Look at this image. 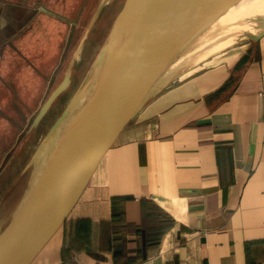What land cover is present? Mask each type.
Listing matches in <instances>:
<instances>
[{
    "label": "crops",
    "instance_id": "0c3cea01",
    "mask_svg": "<svg viewBox=\"0 0 264 264\" xmlns=\"http://www.w3.org/2000/svg\"><path fill=\"white\" fill-rule=\"evenodd\" d=\"M33 1L0 0V90L11 84L15 52L29 57L43 48L55 59L34 81L35 96L45 97L62 46L74 33L79 45L74 27L95 1L76 17L64 1H46L69 21L35 10ZM31 8L36 14L26 20ZM219 55L154 95L101 150L68 219L30 264H264V32ZM145 242L159 244L145 250Z\"/></svg>",
    "mask_w": 264,
    "mask_h": 264
},
{
    "label": "water",
    "instance_id": "95a60500",
    "mask_svg": "<svg viewBox=\"0 0 264 264\" xmlns=\"http://www.w3.org/2000/svg\"><path fill=\"white\" fill-rule=\"evenodd\" d=\"M17 1L22 5L30 1L34 4L33 0ZM238 1L126 0L96 59L100 70L75 130L67 140L60 139L62 143L37 187L0 234V264H30L75 204L97 155L105 146L115 144L133 117L134 109L149 92L155 75L175 54L177 39L203 29ZM35 5L37 11L70 20L39 0ZM93 22L79 45L88 38ZM72 74L71 70H66L40 107L29 130L41 123L68 89ZM71 108L74 106L67 107L56 119L39 143L35 156L72 115Z\"/></svg>",
    "mask_w": 264,
    "mask_h": 264
},
{
    "label": "rangeland",
    "instance_id": "374dc122",
    "mask_svg": "<svg viewBox=\"0 0 264 264\" xmlns=\"http://www.w3.org/2000/svg\"><path fill=\"white\" fill-rule=\"evenodd\" d=\"M46 1L48 2V0H40L41 3L44 2L45 4ZM62 1H64V5H66L64 7L65 11H68L70 16L74 14L75 16L73 17H76L78 9L84 7L86 4L90 5L92 0ZM94 1L91 12L85 11L87 16H84V19L79 18L78 20L81 22V25H76L77 27H74V31H79L78 41L80 43L87 27L93 20L94 24L90 29L88 38L82 45H78L76 43V33H74L73 36H70L68 45L62 46L60 58L58 56V61L62 60L61 65L59 66L58 74L53 80L45 97L35 96L38 93L37 89L39 84H36L34 81L35 79H42L45 72L48 73L53 68V65L48 64V61L52 60L53 62L55 59L51 58L52 55L49 56L50 58L48 57L46 59L45 50L43 48H34L31 54H29V57H22L19 55V52L21 51L15 52L16 54L13 57L15 64L12 63L10 70H8V74H10L8 79L9 82L11 81V84L16 91V97H11V84L5 86V89L0 90V167L3 169L0 173V234L21 210L26 200H28L29 195L32 194L34 187H37V184L43 175L40 173H42L43 169L46 170L48 168L49 161L54 157V149H52L47 161L43 162V164L38 155L35 156V151L50 127L67 107L74 106V108L71 109L72 115L75 114V111L77 110L75 106V98L84 85L89 71L94 66L119 13L125 5V0ZM102 6H106L103 13L100 12ZM1 7L2 4H0V13H2ZM54 10L63 13L60 11L58 5H56V9ZM6 11L9 12L8 9ZM100 13L105 15L102 18H98ZM35 14L36 12L31 8L28 15L26 14V20L31 16L34 17ZM263 16L264 4L260 5V7L258 6L257 9L254 8L242 15H231L228 18L213 19L194 35V32L192 34L188 33L189 36L192 35V37L191 40L188 39L186 43L184 42L185 44H182V41L180 42L183 35H179L180 37L175 44L177 48L176 51H174L176 53L174 55L176 56H171L170 60L166 62L167 64L161 68L162 70L160 69L155 75L149 91L153 90L154 95H157L160 91L167 90L170 85H174L188 76L193 75L199 69L216 63L221 59L219 53L222 51L235 45H245L249 43L256 37H243L236 44L232 45L222 44L221 41L224 40H220L218 37L223 39V37L236 36V34L241 31L238 30L239 26H249L251 23H255V28L262 26L258 30V34H260L264 31ZM241 28L245 29L246 27ZM78 54L81 61L79 65H74ZM4 61H6L5 58L1 62V70H4ZM24 68L27 69L25 72H23ZM67 69L73 72L71 85L59 96L41 123L32 130H29L40 107L56 86L59 78L64 76ZM30 81L32 82L31 84H29ZM89 96L90 92L89 95L85 96L84 100H87ZM152 97L149 100H151ZM139 112L140 111L134 113L129 121L134 119ZM31 114H33V119L30 126L29 123L27 124V127L29 126V128H16V125L20 126L21 123L24 122V116L30 117ZM13 121L16 122V125ZM64 123L59 129H57L56 133L51 137L47 144H50L54 139L60 141V139L64 137V129L66 128L63 126ZM4 160L6 163H4ZM33 185L34 187H32ZM86 228L84 230L85 233Z\"/></svg>",
    "mask_w": 264,
    "mask_h": 264
},
{
    "label": "bare ground",
    "instance_id": "6f19581e",
    "mask_svg": "<svg viewBox=\"0 0 264 264\" xmlns=\"http://www.w3.org/2000/svg\"><path fill=\"white\" fill-rule=\"evenodd\" d=\"M106 1V0H104ZM126 2V0H125ZM109 3V2H108ZM107 3V4H108ZM262 3V4H260ZM263 5L264 4V0H241L239 1L233 8H231L228 12H225V13H221L220 15H218L216 18L217 19H222V18H228L230 17L231 15L232 16H236V15H242L243 13H246L252 9H257V7L260 5ZM106 7V6H105ZM104 6H102L100 12L103 13V11H105V8ZM100 13L99 17L98 18H102L104 15H102ZM97 15V13H96ZM95 15V17H96ZM264 18V16L262 17ZM215 19V18H214ZM97 20V19H96ZM245 25V24H244ZM254 25V27H253ZM241 27H246L245 29H242ZM262 26L260 27H256L255 28V23H251L249 26H239L238 27V30H241L240 33L236 34V36H232V37H223L220 38L218 37L220 40H224V41H221V43L224 45H232V44H236L239 40H241L243 37H247V36H253V37H257L259 34H258V30L259 28H261ZM249 28V29H248ZM199 31V30H197ZM197 31H193V35L197 32ZM237 31V30H235ZM191 33V34H192ZM258 34V35H257ZM188 35V36H187ZM185 35L181 41L183 42L182 44H185L188 39L191 40V36H189V34ZM187 38V40H186ZM180 41V42H181ZM185 42V43H184ZM176 51V50H175ZM80 53V52H79ZM176 54V53H175ZM76 61L74 62V65H79L81 59H80V56L78 54V57L75 59ZM167 64V63H166ZM165 64V65H166ZM99 70H100V64L98 62V65H97V62L94 64V67H92V69L89 71L88 73V76H87V79L84 83V85L82 86L81 90L79 91V93L77 94V97L75 98V106L77 108V110L75 111V114L71 115L68 117V119L65 121L64 125L66 128L64 129V139L67 140V137H69L72 133L73 130H75L76 126H77V123L80 119V112H81V109L85 103V96L86 95H89V92L90 90L92 89L93 85H94V82L95 80L97 79V76H98V73H99ZM154 95V91L153 90H150L148 93H146L142 99L140 100L139 104L136 106V108L134 109L133 111V114L136 113L137 111H140L144 106L145 104L147 103V101ZM77 121V122H76ZM62 142L59 140L57 141L56 139L52 140L50 142V144H47L39 153H38V157L39 159L41 160L42 164L43 162H46L47 159H48V156L50 155V153L52 152V149H54V155L55 153L57 152L58 150V147L60 146ZM53 154V153H52ZM53 158V157H52ZM51 158V160H52ZM50 160V161H51ZM49 161V163H50ZM48 163V165H49ZM45 164V163H44ZM41 165V164H40ZM41 168V167H40ZM41 170V169H39ZM45 172V169H43L42 173L40 174H43ZM34 187V185L32 186ZM30 196V195H29ZM27 201V200H26ZM16 217V216H15Z\"/></svg>",
    "mask_w": 264,
    "mask_h": 264
},
{
    "label": "trees",
    "instance_id": "16d2710c",
    "mask_svg": "<svg viewBox=\"0 0 264 264\" xmlns=\"http://www.w3.org/2000/svg\"><path fill=\"white\" fill-rule=\"evenodd\" d=\"M47 7H49V8H51L50 6H48L47 4H45ZM51 9H53V8H51ZM54 10V9H53ZM56 11V10H55ZM1 112V111H0ZM33 113V112H32ZM35 115V114H34ZM24 122H22L21 123V125L20 126H17L16 125V122H14L15 123V125H16V128H18V129H27V128H29V126H30V123H31V121H32V119H33V114H31L30 115V117H25L24 116ZM24 123V124H23ZM29 123V126L27 127V124ZM17 124H20V123H17ZM25 124H26V126H25ZM25 127V128H24ZM24 131V130H23ZM21 134H22V132H21ZM4 163H6V161L4 160ZM5 165V164H4ZM1 166V165H0ZM3 169L0 167V173H1V171H2ZM84 190H85V187L82 189V191H81V193H80V195H79V197L77 198V200H76V202L78 201V199L81 197V195L83 194V192H84ZM76 202H75V204H76ZM68 217L69 216H67L66 218H65V222H66V220L68 219ZM82 222H83V224L85 225V227H87V229H93V222H92V220L91 219H83L82 220ZM108 223H106V225H102L101 224V239H100V241H103V243L105 244V242L107 241H105V239H107V236H109V234H107V231H108ZM158 244H159V242H157V243H154V244H152V245H150V244H147L146 242L144 243V248H145V250H148V248H150V247H153V248H156L157 246H158ZM100 249H102V247H101V245H100ZM63 253H64V251H63ZM120 258H123V256H119V255H116V262H119L120 261ZM142 259H146V254H144L143 255V257H142ZM134 262V261H133Z\"/></svg>",
    "mask_w": 264,
    "mask_h": 264
},
{
    "label": "flooded vegetation",
    "instance_id": "af4514ba",
    "mask_svg": "<svg viewBox=\"0 0 264 264\" xmlns=\"http://www.w3.org/2000/svg\"><path fill=\"white\" fill-rule=\"evenodd\" d=\"M63 78V77H62ZM72 78H73V74H72Z\"/></svg>",
    "mask_w": 264,
    "mask_h": 264
}]
</instances>
